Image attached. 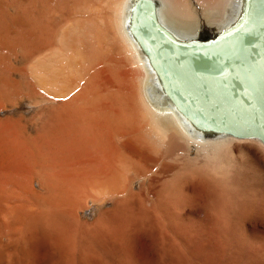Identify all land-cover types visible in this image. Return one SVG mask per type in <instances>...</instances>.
Segmentation results:
<instances>
[{
    "label": "bare ground",
    "instance_id": "bare-ground-1",
    "mask_svg": "<svg viewBox=\"0 0 264 264\" xmlns=\"http://www.w3.org/2000/svg\"><path fill=\"white\" fill-rule=\"evenodd\" d=\"M140 1L0 0V72L23 85L0 111L31 105L0 124L4 230L45 216L64 236L87 199L109 200L91 225L101 237L131 225L171 239L163 252L236 245L256 263L264 143L203 129L264 130V0ZM155 22L185 46L221 39L175 48ZM168 84L187 93L201 129Z\"/></svg>",
    "mask_w": 264,
    "mask_h": 264
},
{
    "label": "rangeland",
    "instance_id": "rangeland-1",
    "mask_svg": "<svg viewBox=\"0 0 264 264\" xmlns=\"http://www.w3.org/2000/svg\"><path fill=\"white\" fill-rule=\"evenodd\" d=\"M13 78L7 83L8 78L0 72V103L6 99L8 88L12 92L21 91L23 85H21L19 77L15 75ZM24 103L17 107L1 110L0 124L5 120L15 119L17 112L20 111L29 116L30 102L24 101ZM261 152L264 161V152ZM7 186L8 188H6ZM11 188L10 179L0 172V196ZM86 202L83 206L87 207L77 212L79 228L71 226L72 232L64 236L53 232V223L50 218L45 216L42 219H40L41 217L31 218L19 235L8 232L6 229L4 230L7 219L0 214V264H264L263 258L256 263L247 262L241 248L236 245L226 248L219 247L215 251H210L208 255L205 250L198 251L192 246L178 252L169 250L163 252L166 248L163 249L162 246L166 247L171 239L167 237L165 239L157 231L138 230L131 235V225L130 227L126 226L118 238L101 237L100 230L91 227V225L99 211L111 208L109 207L111 202L91 199H87ZM257 220H260L259 223H261V219L257 218ZM60 241L65 244V248L56 250L54 243L58 244ZM90 244L93 247L90 246V248ZM252 252L255 253L254 250L249 253L252 254Z\"/></svg>",
    "mask_w": 264,
    "mask_h": 264
},
{
    "label": "water",
    "instance_id": "water-1",
    "mask_svg": "<svg viewBox=\"0 0 264 264\" xmlns=\"http://www.w3.org/2000/svg\"><path fill=\"white\" fill-rule=\"evenodd\" d=\"M143 1H147V0H141L140 2H143ZM147 2H149V1H147ZM156 28L159 30L160 33L163 34V36H165V38L171 44L174 45L175 48H186V49H188V48H190V46H194L193 48H203V49H205L204 47H206V46H208V47H212L213 46L214 47L215 45H212V44H214L213 42H215V41L219 42V40L221 39V37H217L215 40L211 39L210 41H207L205 43L196 42V41H190L189 44H191V43L192 44L188 45V46H185L184 44H180V42L175 41V39H173V37L171 35H168L169 33L163 27L158 25L157 23H156ZM183 75H185V74H183ZM187 76L188 75L186 74V76L184 78H187ZM168 86H169V84H168ZM170 86H169L170 89L168 88L169 89L168 91H170L169 95L172 97V100L177 104V107L187 117H189L190 121L195 125V127L197 129H201L200 127H201L202 123L204 124V122L202 120H200V119L197 120V118H196L197 115L195 116V113L185 103V100L187 101L186 95H184L185 92L184 93L183 92L179 93L177 91L172 90L171 89L172 86L171 87ZM185 94H187V93H185ZM174 96L176 98H174ZM217 116H219V118L220 117L222 118V115H217ZM211 121H213V120H211ZM217 129H219L220 131H225V132H228V133H232L234 135H239V136H244V137H257L258 139H260L264 143V130L262 128H260V129L259 128H256V129H245V128H243L242 129V128L236 127L234 124L231 125L230 123H225L224 121L217 120L215 122H212V124L207 125V128L203 129V130L204 131H208V132L209 131L214 132Z\"/></svg>",
    "mask_w": 264,
    "mask_h": 264
}]
</instances>
